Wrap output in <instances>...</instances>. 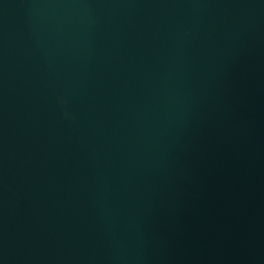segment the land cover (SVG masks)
I'll use <instances>...</instances> for the list:
<instances>
[{"label":"water","instance_id":"water-1","mask_svg":"<svg viewBox=\"0 0 264 264\" xmlns=\"http://www.w3.org/2000/svg\"><path fill=\"white\" fill-rule=\"evenodd\" d=\"M0 264H264V0H0Z\"/></svg>","mask_w":264,"mask_h":264}]
</instances>
